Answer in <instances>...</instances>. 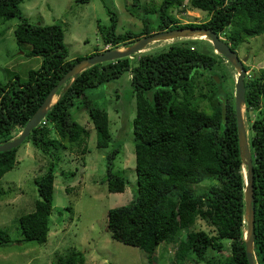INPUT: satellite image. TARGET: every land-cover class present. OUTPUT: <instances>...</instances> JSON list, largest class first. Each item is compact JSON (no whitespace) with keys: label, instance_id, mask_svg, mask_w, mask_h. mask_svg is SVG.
Listing matches in <instances>:
<instances>
[{"label":"trees","instance_id":"trees-1","mask_svg":"<svg viewBox=\"0 0 264 264\" xmlns=\"http://www.w3.org/2000/svg\"><path fill=\"white\" fill-rule=\"evenodd\" d=\"M23 1L0 0V19L20 21L13 32L17 45H28L26 55L40 57L42 63L38 69L29 70L24 81L14 77L0 83V144L18 135L50 91L76 63L85 59H68L59 26L30 24L20 10ZM187 1L192 9L209 16L205 23L180 24L171 12L179 9L184 0H161L157 8L145 12L148 20L140 31L119 34L116 16L107 9L110 24L98 30L103 49L91 56L107 48L128 47L145 36L185 28L216 33L236 54L247 40L264 35V0ZM74 2L87 4L89 0ZM139 2L132 0L133 7H138ZM223 62L226 60L214 53L210 43L191 40L173 43L158 53L138 58L135 54L96 65L80 73L21 144L30 143L50 159L46 173L34 180L38 200L33 212L19 219L22 240L46 243L60 154L68 148L81 155L87 152L89 131L70 115L75 100L80 99L87 109L96 133V147L105 149L112 139L108 115L94 107L86 93L129 75L135 101L132 143L136 183L131 202L107 212L109 236L144 252L148 264H155L154 253L159 245L176 240L179 241L171 259L175 264H248L234 99L227 88L231 76ZM243 68L244 116L253 164L254 255L257 264H264V68L248 75L250 65L243 64ZM19 147L0 153V182L17 164ZM117 153L118 150L106 157L104 182L109 194H122L126 186L125 179L113 172L112 161ZM204 182L208 187L197 192L195 187ZM3 194L0 183V198ZM197 220L212 228L214 235L194 230ZM183 232L186 240L180 239ZM225 240L230 242L228 254L212 257L213 251L227 250ZM9 242L8 234L0 231V246ZM84 263L82 252H72L56 262Z\"/></svg>","mask_w":264,"mask_h":264},{"label":"rangeland","instance_id":"rangeland-1","mask_svg":"<svg viewBox=\"0 0 264 264\" xmlns=\"http://www.w3.org/2000/svg\"><path fill=\"white\" fill-rule=\"evenodd\" d=\"M160 1L140 0L139 6L133 7L132 0H89L87 4L74 0H24L20 10L32 25L59 26L64 34L68 59L73 60L88 58L103 49L98 30L110 24L107 9L116 16L117 33L138 32L148 20L145 12L157 8ZM171 14L180 24H203L209 18L206 13L192 9L187 0ZM149 19L153 22L152 17ZM19 23L16 18L0 19V83L3 84L14 77L26 80V73L38 69L42 63L40 57L26 55L28 45H17L13 32ZM191 40L195 39L154 43L137 53L136 58L158 53L173 43ZM237 54L240 60L246 59L244 64L250 65L247 75L264 68V35L247 40ZM223 66L231 76L227 88L234 99L236 71L227 62H223ZM129 79V75H123L119 80L86 93L88 101L108 115L112 139L107 148L96 147V133L82 101L77 98L70 109L72 120L89 131L85 143L87 152L81 155L67 147L60 154L54 180L53 213L49 217L47 241L42 245L23 241L18 222L20 217L33 212L38 200L34 180L46 173L50 159L30 143L19 147L17 164L0 182L4 191L0 198V231L10 238L9 243L0 246V264H56L58 258H65L72 252H82L84 264H148L144 252L114 241L106 231L107 212L130 203L136 183L132 143L135 101ZM244 124L248 136L245 116ZM116 150L113 172L125 179L126 186L122 194H109L104 182L106 157ZM207 185L204 182L195 190L200 192ZM194 230L214 235L213 229L202 220H197ZM186 238L184 232L180 234L181 240ZM178 241L159 245L154 253L155 264H175L171 259H174ZM223 244L227 250L213 251L210 255L221 258L227 255L230 242L225 240ZM189 264L195 263L190 261Z\"/></svg>","mask_w":264,"mask_h":264},{"label":"water","instance_id":"water-1","mask_svg":"<svg viewBox=\"0 0 264 264\" xmlns=\"http://www.w3.org/2000/svg\"><path fill=\"white\" fill-rule=\"evenodd\" d=\"M200 36V37H197ZM201 36L204 39H201ZM179 39H195L205 40L211 44L214 53L223 57L226 62L236 71V80L234 84V109L236 117L237 140L239 148V156L242 165V176L244 183L243 202H244V246L248 264H257L254 255V207H253V164L249 143L247 139L246 128L244 124L245 112V87L244 78L246 72L243 64L246 59L240 60L235 52L226 45L219 36L207 29L201 28H185L166 32H160L145 36L137 40L134 44L128 47H120L117 49H108L101 53L85 58L74 65V67L58 82V84L50 91L42 105L36 113L27 122L22 131L13 138L10 142L0 144V153L10 151L19 147L28 137L30 132L37 128L46 114L58 102L61 95L68 90L70 85L77 79L80 73L88 68L96 65L114 62L119 59H124L142 52L151 44L174 41ZM122 48V49H121ZM67 83V84H66ZM66 84V85H65ZM63 90L57 96L58 90L63 86Z\"/></svg>","mask_w":264,"mask_h":264},{"label":"bare ground","instance_id":"bare-ground-1","mask_svg":"<svg viewBox=\"0 0 264 264\" xmlns=\"http://www.w3.org/2000/svg\"><path fill=\"white\" fill-rule=\"evenodd\" d=\"M197 37H200V36H197ZM201 39H204V37H203V36H201Z\"/></svg>","mask_w":264,"mask_h":264},{"label":"clouds","instance_id":"clouds-1","mask_svg":"<svg viewBox=\"0 0 264 264\" xmlns=\"http://www.w3.org/2000/svg\"><path fill=\"white\" fill-rule=\"evenodd\" d=\"M105 50H108V49H105ZM105 50H104V51H105Z\"/></svg>","mask_w":264,"mask_h":264},{"label":"built area","instance_id":"built-area-1","mask_svg":"<svg viewBox=\"0 0 264 264\" xmlns=\"http://www.w3.org/2000/svg\"><path fill=\"white\" fill-rule=\"evenodd\" d=\"M44 124V123H43Z\"/></svg>","mask_w":264,"mask_h":264}]
</instances>
